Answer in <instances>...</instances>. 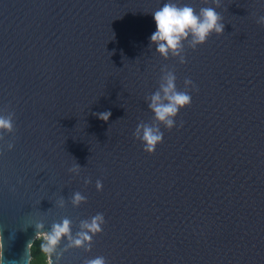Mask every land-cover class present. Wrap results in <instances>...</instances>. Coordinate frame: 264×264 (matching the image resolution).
<instances>
[{
	"label": "water",
	"instance_id": "obj_1",
	"mask_svg": "<svg viewBox=\"0 0 264 264\" xmlns=\"http://www.w3.org/2000/svg\"><path fill=\"white\" fill-rule=\"evenodd\" d=\"M264 264V0H0V264Z\"/></svg>",
	"mask_w": 264,
	"mask_h": 264
},
{
	"label": "trees",
	"instance_id": "obj_2",
	"mask_svg": "<svg viewBox=\"0 0 264 264\" xmlns=\"http://www.w3.org/2000/svg\"><path fill=\"white\" fill-rule=\"evenodd\" d=\"M47 245H48V240L43 236H38L33 240V242L29 247L30 250L29 264H48Z\"/></svg>",
	"mask_w": 264,
	"mask_h": 264
},
{
	"label": "rangeland",
	"instance_id": "obj_3",
	"mask_svg": "<svg viewBox=\"0 0 264 264\" xmlns=\"http://www.w3.org/2000/svg\"><path fill=\"white\" fill-rule=\"evenodd\" d=\"M41 236H43L44 238H46V235H45V234H43V235H41Z\"/></svg>",
	"mask_w": 264,
	"mask_h": 264
}]
</instances>
